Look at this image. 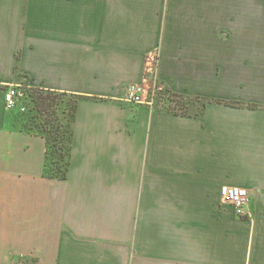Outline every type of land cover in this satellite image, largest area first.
I'll return each instance as SVG.
<instances>
[{"label":"crops","instance_id":"crops-1","mask_svg":"<svg viewBox=\"0 0 264 264\" xmlns=\"http://www.w3.org/2000/svg\"><path fill=\"white\" fill-rule=\"evenodd\" d=\"M215 60L253 68L250 114L224 102V75L206 81ZM149 71L214 99L128 100ZM258 75L264 0H0V264H264ZM10 86L83 95L66 178L44 176L46 139L15 123ZM223 185L252 192L251 218Z\"/></svg>","mask_w":264,"mask_h":264},{"label":"rangeland","instance_id":"rangeland-1","mask_svg":"<svg viewBox=\"0 0 264 264\" xmlns=\"http://www.w3.org/2000/svg\"><path fill=\"white\" fill-rule=\"evenodd\" d=\"M155 61V59L150 61L149 68L153 69L155 66ZM252 70L253 68L250 66L246 68L235 66H228L227 68H224L220 65V60H215L210 65V69L206 71L204 77H206L205 79L207 82L209 81L214 87H218L220 84V79L222 78L221 76L224 75L223 82H226L228 87V98L225 100L229 101V103L232 102L233 106L241 108L239 111L240 114L247 115L250 114V111H247V108L252 109L256 108L255 106H257L252 97V83L254 80ZM258 76L259 79L261 78V82L264 81V79H262L264 75ZM144 77L145 78L143 81L140 82V84L143 85L141 97L144 102L149 101L151 104L159 107H164L172 111L188 114L198 111L199 107H201V103L206 102V100L212 101L214 99L213 97H204L203 95L199 94H184V97H179L177 95L171 94L169 90L166 89L167 85L162 82V79L157 78L153 71L147 72ZM20 88H22L28 95L19 100L16 108L15 118L18 121V127H21V125H27V127L33 126V130L35 132L42 131L44 126H48L46 123L48 115L39 112L34 105L30 95V92L33 90L32 88ZM213 93L216 92L213 91ZM55 107L60 120L64 121L65 123L68 122L70 104L65 100L63 102H59V104L55 105ZM35 124H38L39 127L36 128L34 126ZM226 204L232 206L229 203ZM15 264H36V262L33 258L23 257L20 258L19 262H15Z\"/></svg>","mask_w":264,"mask_h":264},{"label":"trees","instance_id":"trees-1","mask_svg":"<svg viewBox=\"0 0 264 264\" xmlns=\"http://www.w3.org/2000/svg\"><path fill=\"white\" fill-rule=\"evenodd\" d=\"M162 82L165 83L164 80ZM166 85V89L169 90L171 94L184 97V93L177 92L168 84ZM32 89L33 90L30 92L31 99L39 112L48 115V118L46 119L48 126H44L42 131L37 132L33 130V126L27 127V125H21L20 128L23 131L39 134L45 137L47 148L45 155L44 176L50 178H66L70 165L71 144L73 139L72 122L76 115L77 104L83 95L66 91L49 90L45 88ZM65 100L70 104L68 122L66 123L60 120L55 107V105L59 104V102H63ZM224 102L228 105H233L232 102L229 103L227 100ZM204 104H206V102H204ZM174 112L180 113L178 111ZM15 123L18 124L16 118ZM34 126L36 128L39 127L38 124H35Z\"/></svg>","mask_w":264,"mask_h":264},{"label":"built area","instance_id":"built-area-1","mask_svg":"<svg viewBox=\"0 0 264 264\" xmlns=\"http://www.w3.org/2000/svg\"><path fill=\"white\" fill-rule=\"evenodd\" d=\"M19 87L10 86L6 90L5 99L8 106L12 107L18 105L19 100L28 95ZM142 91L143 85L131 84L128 86L127 99L133 102H143L144 100L141 97ZM220 196L222 202L232 205L237 216L252 217V210L250 208L252 192L249 189L234 185H223L220 190Z\"/></svg>","mask_w":264,"mask_h":264}]
</instances>
